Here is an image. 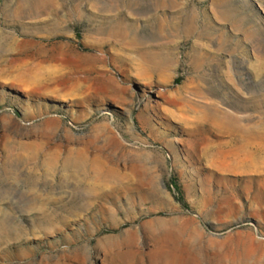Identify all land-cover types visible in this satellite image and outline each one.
Instances as JSON below:
<instances>
[{
	"label": "rangeland",
	"instance_id": "374dc122",
	"mask_svg": "<svg viewBox=\"0 0 264 264\" xmlns=\"http://www.w3.org/2000/svg\"><path fill=\"white\" fill-rule=\"evenodd\" d=\"M156 249L264 264V0H0V264Z\"/></svg>",
	"mask_w": 264,
	"mask_h": 264
},
{
	"label": "bare ground",
	"instance_id": "6f19581e",
	"mask_svg": "<svg viewBox=\"0 0 264 264\" xmlns=\"http://www.w3.org/2000/svg\"><path fill=\"white\" fill-rule=\"evenodd\" d=\"M118 26H119V24H118ZM121 32V30L120 29H118V27L117 26H115V27H113V28H111L110 30H109V34H108V36L110 35V36H118L119 35V33ZM98 48V47H97ZM25 61V60H24ZM49 71V70H48ZM83 80V79H82ZM170 110V109H169ZM154 253H156V255H155V259L157 260V261H161L162 263H166V264H182V263H179V261L177 260V259H175L174 258V256L172 255V253H170V251H168V250H164V249H159V250H157L156 249V251L154 252ZM122 258V257H121ZM123 261V260H122Z\"/></svg>",
	"mask_w": 264,
	"mask_h": 264
},
{
	"label": "trees",
	"instance_id": "16d2710c",
	"mask_svg": "<svg viewBox=\"0 0 264 264\" xmlns=\"http://www.w3.org/2000/svg\"><path fill=\"white\" fill-rule=\"evenodd\" d=\"M176 189L178 190V194L176 195V199L184 206L188 207V203L184 199L183 195L179 192V187L176 186Z\"/></svg>",
	"mask_w": 264,
	"mask_h": 264
}]
</instances>
